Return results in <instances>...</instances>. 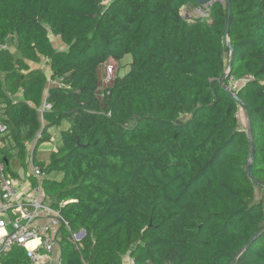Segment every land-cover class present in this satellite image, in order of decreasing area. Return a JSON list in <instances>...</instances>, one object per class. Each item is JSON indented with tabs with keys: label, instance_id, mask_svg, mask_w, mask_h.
I'll return each mask as SVG.
<instances>
[{
	"label": "trees",
	"instance_id": "1",
	"mask_svg": "<svg viewBox=\"0 0 264 264\" xmlns=\"http://www.w3.org/2000/svg\"><path fill=\"white\" fill-rule=\"evenodd\" d=\"M126 56L100 97L99 67ZM0 124L4 174L36 141L59 264H264V0H0Z\"/></svg>",
	"mask_w": 264,
	"mask_h": 264
},
{
	"label": "built area",
	"instance_id": "2",
	"mask_svg": "<svg viewBox=\"0 0 264 264\" xmlns=\"http://www.w3.org/2000/svg\"><path fill=\"white\" fill-rule=\"evenodd\" d=\"M42 66L45 71L48 70L44 62ZM112 70L108 67V81L111 80ZM61 82L57 83L63 87ZM50 108L48 104L42 106L43 110ZM236 118L239 119L238 114ZM6 131V126L0 124V135ZM32 159L29 154L27 160L31 162L32 170L28 180L21 183L4 174L0 158V264L14 247L25 249L29 264H50L59 249L57 235L65 222L60 212L50 206L42 188L47 176ZM83 235V232L72 234L73 243H78Z\"/></svg>",
	"mask_w": 264,
	"mask_h": 264
},
{
	"label": "rangeland",
	"instance_id": "3",
	"mask_svg": "<svg viewBox=\"0 0 264 264\" xmlns=\"http://www.w3.org/2000/svg\"><path fill=\"white\" fill-rule=\"evenodd\" d=\"M183 14L193 15L192 17H198V11L190 5L183 7L181 10ZM58 46V44H57ZM9 49L12 52H15V46L12 43H9ZM130 56L124 57L120 61H114L112 59L108 60L104 65L100 66L98 69V77L101 82V88H99L100 97L103 96V90L110 85L108 81V67H112V73L110 74L111 80L118 76L120 78L124 77L128 71L130 70ZM71 126L70 121L63 120L60 125L58 126H51L47 128L46 135L51 137L50 140H45L40 142L36 146L35 154H34V161L36 164L43 163L48 164L50 154L62 147L61 143V133L68 130ZM239 126L242 130H245V121L243 120L242 116L239 117ZM32 164H26V168H22L20 161L13 157L9 161V170L13 173H16L20 179H23L26 175H29L30 171L32 170ZM60 175L57 173L50 174L51 179H60ZM257 200L260 199V191H256Z\"/></svg>",
	"mask_w": 264,
	"mask_h": 264
},
{
	"label": "crops",
	"instance_id": "4",
	"mask_svg": "<svg viewBox=\"0 0 264 264\" xmlns=\"http://www.w3.org/2000/svg\"><path fill=\"white\" fill-rule=\"evenodd\" d=\"M32 66V68H41V69H43V68H45V67H43L42 66V64H40V65H31ZM44 70V69H43ZM45 71V70H44ZM46 72H48L47 73V75L49 76V71L46 69V71H45V73ZM20 97V96H19ZM19 97H17V98H19ZM46 131H47V129H46ZM47 136V135H46ZM41 137V134H39L38 136H37V139H39ZM49 137V136H48ZM50 138V141H51V137H49ZM36 141L34 142V143H31V144H29V145H27V154L29 155H32L33 154V152H34V148H35V146H36ZM27 155V156H28ZM33 160V159H32ZM29 163H31V162H29L28 160H27V157H26V163L25 164H29ZM23 168V167H22ZM7 175H10V174H7ZM15 175H16V179H18L21 183H23V182H25V181H27L28 180V176L30 175V173H29V175H26L23 179H20L19 178V176L15 173ZM11 176V175H10ZM49 179H51L50 178V176H49ZM54 180H59V179H54ZM53 259H52V262H50V264H59V260H60V254H59V249H58V251L55 253V255L52 257ZM123 264H133V262L131 261V259L129 258V257H127V256H125V257H123Z\"/></svg>",
	"mask_w": 264,
	"mask_h": 264
},
{
	"label": "water",
	"instance_id": "5",
	"mask_svg": "<svg viewBox=\"0 0 264 264\" xmlns=\"http://www.w3.org/2000/svg\"><path fill=\"white\" fill-rule=\"evenodd\" d=\"M209 1H211V0H196V2L198 4H205V3L209 2ZM231 17H232V14H231V11L229 10V19H228L227 26H226V34H228V30H229V26H230V22H231ZM227 47L230 49V60H231V56H232V53H233V47L230 46L229 41L227 42ZM229 66H230V62H229ZM228 72H229V69H228ZM228 72H227V74H228ZM225 77L226 76L223 77L222 83L224 82ZM245 115H246V119H247V129H248L247 131H248V136H249L250 145H251L250 161H249V164H248V172H249V166H250V163H251V161L253 159V148H252V136H251V130H250V122L248 120L247 110H245Z\"/></svg>",
	"mask_w": 264,
	"mask_h": 264
}]
</instances>
